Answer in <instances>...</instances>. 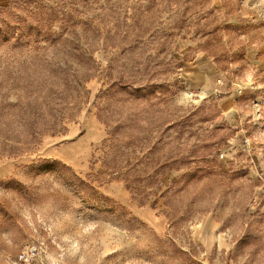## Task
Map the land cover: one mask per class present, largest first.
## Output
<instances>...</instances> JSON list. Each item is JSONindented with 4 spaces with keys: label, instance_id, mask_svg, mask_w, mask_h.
I'll return each instance as SVG.
<instances>
[{
    "label": "rangeland",
    "instance_id": "374dc122",
    "mask_svg": "<svg viewBox=\"0 0 264 264\" xmlns=\"http://www.w3.org/2000/svg\"><path fill=\"white\" fill-rule=\"evenodd\" d=\"M0 264H264V0H0Z\"/></svg>",
    "mask_w": 264,
    "mask_h": 264
},
{
    "label": "built area",
    "instance_id": "2783aa9c",
    "mask_svg": "<svg viewBox=\"0 0 264 264\" xmlns=\"http://www.w3.org/2000/svg\"><path fill=\"white\" fill-rule=\"evenodd\" d=\"M22 257H25V256H22ZM25 259H26V257H25Z\"/></svg>",
    "mask_w": 264,
    "mask_h": 264
}]
</instances>
